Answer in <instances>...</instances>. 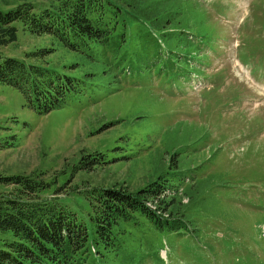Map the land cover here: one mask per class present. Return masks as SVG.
<instances>
[{
	"label": "rangeland",
	"instance_id": "obj_1",
	"mask_svg": "<svg viewBox=\"0 0 264 264\" xmlns=\"http://www.w3.org/2000/svg\"><path fill=\"white\" fill-rule=\"evenodd\" d=\"M184 3L189 32L167 31L163 42L146 24L127 21L126 44L119 46V27L110 47L94 49L102 64L90 69L105 66L111 80L97 82L64 108L38 114L15 88L0 83V178L50 184L41 197L76 209L89 233L90 206L81 191L136 192L162 175L181 194L210 180L201 203H189L192 219L178 223L179 231L146 241L132 230L114 259L101 260L92 248L91 264H264V0ZM19 4L0 0V10ZM13 26L17 40L0 48L1 55L29 63L28 54L54 47L46 62H79L74 73L88 71L50 37L31 34L21 21ZM147 32L162 42L148 45L141 40ZM169 41L184 50L175 54ZM173 141L178 144L171 148ZM175 151L192 159L187 168L170 167ZM97 152L105 164L89 172L74 169ZM56 188L61 193L53 196ZM16 193L0 184L2 196Z\"/></svg>",
	"mask_w": 264,
	"mask_h": 264
},
{
	"label": "trees",
	"instance_id": "obj_2",
	"mask_svg": "<svg viewBox=\"0 0 264 264\" xmlns=\"http://www.w3.org/2000/svg\"><path fill=\"white\" fill-rule=\"evenodd\" d=\"M18 1L21 4L15 9L0 10V48L16 42L13 23L21 21L31 34L50 37L53 44L88 65V71L81 75L74 73L81 67L79 62L71 67L51 65L45 59L53 54L54 47L28 54L29 63L0 54V83L15 88L38 114L64 108L85 96L97 82L111 80L105 66L102 72L90 69L102 64L94 49L110 47L119 27L123 31L119 46L126 44L127 21L146 24L161 34L163 42L167 31L189 32L190 28L187 12L183 11L184 0H44L48 6L40 8L32 0ZM144 35L141 40L150 46L162 42L148 32ZM169 45L177 55L184 50L178 43L169 41ZM177 144L173 141L171 148ZM179 156L176 151L170 154L171 168L184 169L192 161ZM99 164H105L104 154L97 152L82 157L74 169L89 172ZM162 166L163 162L158 163L155 172ZM209 182L198 181L180 194L177 188L172 190L175 186L171 182L158 175L136 192L106 187L81 191L78 195L90 206L89 233L76 209L56 197H41L50 184L27 177H2L0 184L14 186L17 193L13 198L0 194V234L7 235L1 239L0 264H91L92 248L101 260L114 259L132 230L146 241L164 232L179 231L178 223L192 219L189 203H201L200 192ZM60 190L56 188L53 196ZM182 197L186 203H182Z\"/></svg>",
	"mask_w": 264,
	"mask_h": 264
}]
</instances>
